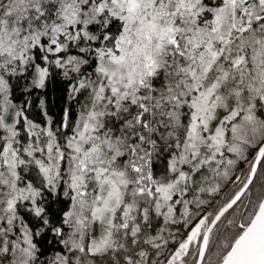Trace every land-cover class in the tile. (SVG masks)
Here are the masks:
<instances>
[{
	"label": "snow or ice",
	"instance_id": "6c2138e0",
	"mask_svg": "<svg viewBox=\"0 0 264 264\" xmlns=\"http://www.w3.org/2000/svg\"><path fill=\"white\" fill-rule=\"evenodd\" d=\"M0 264H264V0H0Z\"/></svg>",
	"mask_w": 264,
	"mask_h": 264
}]
</instances>
